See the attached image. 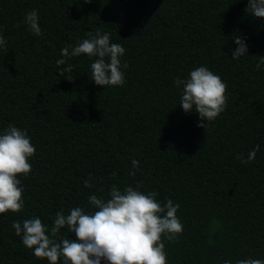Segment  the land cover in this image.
Here are the masks:
<instances>
[{"label":"trees","instance_id":"trees-1","mask_svg":"<svg viewBox=\"0 0 264 264\" xmlns=\"http://www.w3.org/2000/svg\"><path fill=\"white\" fill-rule=\"evenodd\" d=\"M247 0H0V133L12 124L36 149L20 176L24 207L0 214V264H48L26 249L13 221L56 212L94 211L90 195L112 185H142L158 201L179 203L183 232L165 241L167 264L264 260V18L246 14ZM35 9L42 36L23 23ZM110 33L125 48L126 83L92 81L82 54L57 65L61 49L89 31ZM242 36L247 55L231 58ZM73 66L74 80L59 73ZM205 66L226 84L225 110L205 129L179 106L173 81ZM259 145L255 159H236ZM140 162L134 177L131 161ZM115 173V177L111 174ZM91 176L92 188L84 181ZM103 188L101 193L99 189ZM61 236L75 239L61 229Z\"/></svg>","mask_w":264,"mask_h":264},{"label":"clouds","instance_id":"clouds-1","mask_svg":"<svg viewBox=\"0 0 264 264\" xmlns=\"http://www.w3.org/2000/svg\"><path fill=\"white\" fill-rule=\"evenodd\" d=\"M90 2V0H85ZM246 14L255 18H264V0H247ZM38 12L33 9L25 14L23 23L35 36H42ZM86 39L76 46L61 49V59L56 64L65 65L67 60L87 55L95 58L90 65L92 81L102 86H123L128 64H121L125 48L110 41V33L97 30L89 31ZM236 45L231 58L236 60L247 55V44L242 36L233 40ZM0 49L6 51V41L0 28ZM264 65V56H259L255 65L260 70ZM73 66L68 64L60 75L68 73L67 80L72 82ZM177 88H182L179 106L187 113L195 112L200 122L197 127L205 129L226 108V84L221 78L205 66L190 71L188 78L177 77L173 81ZM256 145L243 158L236 159L248 164L255 159L259 151ZM35 147L26 130L9 124L0 133V214L19 213L24 207L21 180L27 178L32 170L29 159L34 156ZM130 177L136 175L140 162L131 161ZM115 177V173L111 174ZM89 176L84 181L86 188L94 187ZM142 185H126L122 190L112 185L107 198L103 195H90L88 204L94 211H85L73 207L65 214L56 212L52 226L49 228L39 217L13 221L15 235L21 237L26 249L32 250L38 259H46L48 264H167L165 241L174 243L183 232V224L177 216L179 203L171 199L157 200L156 191L142 192ZM101 193L104 189H99ZM61 229L74 234L75 239L61 236ZM224 264H231L225 260ZM236 264H264V260L255 258L239 259Z\"/></svg>","mask_w":264,"mask_h":264}]
</instances>
